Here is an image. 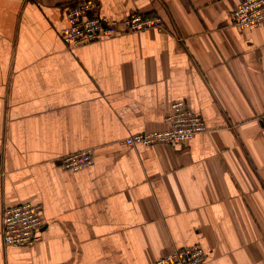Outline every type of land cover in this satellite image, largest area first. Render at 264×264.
Returning <instances> with one entry per match:
<instances>
[{
  "label": "crops",
  "instance_id": "0c3cea01",
  "mask_svg": "<svg viewBox=\"0 0 264 264\" xmlns=\"http://www.w3.org/2000/svg\"><path fill=\"white\" fill-rule=\"evenodd\" d=\"M79 0H0V264H152L203 248L205 264H264V22L242 0H96L165 29L80 47L60 37ZM184 101L208 131L183 144L123 141L169 125ZM93 148L78 171L57 158ZM43 207L42 239L6 246L3 210Z\"/></svg>",
  "mask_w": 264,
  "mask_h": 264
},
{
  "label": "built area",
  "instance_id": "2783aa9c",
  "mask_svg": "<svg viewBox=\"0 0 264 264\" xmlns=\"http://www.w3.org/2000/svg\"><path fill=\"white\" fill-rule=\"evenodd\" d=\"M233 25L239 29H254L264 22V0H242L233 11ZM67 25L60 30V37L68 47H80L112 38L123 33H140L165 29L160 15H145L131 11L122 21L123 31L116 19L98 14L96 0H79L65 11ZM168 127L163 130L129 136L123 142L128 146L154 144L176 145L186 143L199 133L208 131L203 119L184 101H175L171 114L166 118ZM61 168L78 171L94 162L93 148L77 151L57 158ZM4 172L0 169V177ZM43 207L40 204L21 203L3 210L2 241L6 246H34L42 239ZM207 256L203 248L193 245L174 249L159 257L152 264H205Z\"/></svg>",
  "mask_w": 264,
  "mask_h": 264
}]
</instances>
